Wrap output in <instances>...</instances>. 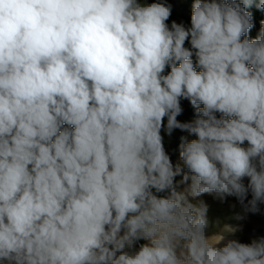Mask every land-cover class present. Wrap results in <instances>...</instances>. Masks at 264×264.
Masks as SVG:
<instances>
[{
  "label": "clouds",
  "instance_id": "obj_1",
  "mask_svg": "<svg viewBox=\"0 0 264 264\" xmlns=\"http://www.w3.org/2000/svg\"><path fill=\"white\" fill-rule=\"evenodd\" d=\"M252 7L193 0L169 24L167 0H0V264H264V235H206L192 202L264 204Z\"/></svg>",
  "mask_w": 264,
  "mask_h": 264
},
{
  "label": "rangeland",
  "instance_id": "obj_2",
  "mask_svg": "<svg viewBox=\"0 0 264 264\" xmlns=\"http://www.w3.org/2000/svg\"><path fill=\"white\" fill-rule=\"evenodd\" d=\"M147 2L152 3L155 2V0H147ZM172 20H175L178 23L180 21H184L181 18H169L167 23L170 24ZM182 107L184 108V112L178 117V119L182 122L191 120L193 118V109L190 107L189 103L187 101H182ZM162 135H164V145L166 150L171 155L173 162H177L178 151H176V149L179 143V137L181 135L187 136L188 134L186 132L182 133L179 130H175L171 137H168L163 132ZM188 138L193 139L194 137L189 136ZM177 179H179V177H177ZM245 183H247V180H245ZM248 199H251L250 194ZM197 200H204L208 205L207 216L209 226L206 229V235L221 233L223 232L225 226L240 229L234 234H224L226 239H237L242 243H249L254 236L264 235V204L259 206V213H248L245 219L236 220L234 218L235 214L242 212V209L235 197H227L224 202H220L218 199H214L213 195L204 194L192 202L195 203Z\"/></svg>",
  "mask_w": 264,
  "mask_h": 264
},
{
  "label": "trees",
  "instance_id": "obj_3",
  "mask_svg": "<svg viewBox=\"0 0 264 264\" xmlns=\"http://www.w3.org/2000/svg\"><path fill=\"white\" fill-rule=\"evenodd\" d=\"M172 5V15L170 18H181L184 22L190 23L191 5L193 0H167ZM253 13L254 27L250 31L251 38H255L260 30V21L264 20V11L257 10L255 7L248 9Z\"/></svg>",
  "mask_w": 264,
  "mask_h": 264
}]
</instances>
